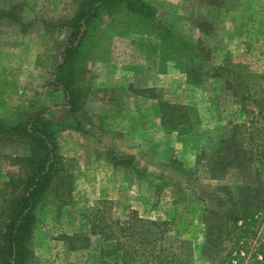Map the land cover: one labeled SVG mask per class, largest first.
Returning a JSON list of instances; mask_svg holds the SVG:
<instances>
[{
    "label": "rangeland",
    "instance_id": "374dc122",
    "mask_svg": "<svg viewBox=\"0 0 264 264\" xmlns=\"http://www.w3.org/2000/svg\"><path fill=\"white\" fill-rule=\"evenodd\" d=\"M80 1L0 0V13L15 9L21 17L18 23L0 18V118L13 123L42 111L64 125L58 136L63 172L37 208L31 262L98 264L99 233L135 211L142 219L168 223L169 240L192 248V264H217L236 243H223L220 256L211 258L207 207L217 204L214 197L223 198L226 188L234 193L243 186L264 188V114L259 113L264 107V0H145L192 45L191 53L201 48L198 61L176 55L180 65L168 60L163 67L158 37L137 33L125 17L105 16L100 46L81 78L87 101L76 129L54 80L70 32L67 22ZM194 63L203 67L200 85L183 71ZM237 66L232 76L247 82L251 95L245 104L227 87L231 74L216 76V69ZM145 89L155 91L140 93ZM159 99L189 108L191 134L164 130ZM234 127L246 149L262 160L259 171L250 160L246 168L238 162L215 165L225 157L221 147L232 149L222 140ZM26 155V145L18 140L0 139V209L11 193L7 182L22 171L18 158ZM251 230L256 235L244 245L249 253L244 264L264 244V209Z\"/></svg>",
    "mask_w": 264,
    "mask_h": 264
},
{
    "label": "trees",
    "instance_id": "16d2710c",
    "mask_svg": "<svg viewBox=\"0 0 264 264\" xmlns=\"http://www.w3.org/2000/svg\"><path fill=\"white\" fill-rule=\"evenodd\" d=\"M14 10L1 11L0 18L20 22L21 17ZM105 16L125 17L130 28L137 33L158 37L161 42V67L166 66L168 60L180 65V57L176 55H188L196 62L198 49L201 50L199 45L195 47L197 52L191 53L192 45L174 30L172 24L162 20L158 9L145 0H81L75 16L67 22L70 32L54 80L55 86L64 93L69 124L75 125L76 129H80L81 124L76 121L87 101L85 79L81 81V78L88 70L87 64L92 53L100 46ZM202 27L200 25L199 28L202 30ZM202 68V65L196 66L194 63L193 67H185L183 71L191 83L200 85L203 83L200 73ZM236 69L240 67L216 69V76H222L221 71L231 74L227 87L245 104L251 98L248 83L239 81V75L234 79L232 74ZM154 91L145 89L140 93ZM159 109L161 125L166 132H176L182 136L193 132L187 128L192 124L187 106L173 105L159 99ZM263 109L261 107L259 110L261 115L264 114ZM63 126L49 119L42 111L13 123L0 118V139L18 140L27 147V155L18 158L22 171L17 176H11L7 182L11 193L6 207L0 209V264H33L30 246L37 224V208L63 172L64 159L58 144ZM238 132L239 128L234 127L231 136L222 140L226 147L229 145L232 149L226 151L224 146L221 147L220 152L225 157L219 156L215 165L229 167L238 162L246 168L245 162L250 160L259 171L262 160L257 159L254 151L246 149L242 133ZM252 190L255 193L249 194ZM263 190L261 184L256 188L243 186L238 193L226 188V195L223 198L214 197L217 204L207 207L206 241L211 258L220 256L223 243H236L217 264H244L247 260L249 253L243 248L249 238L256 235L251 228L258 222L259 212L264 209L260 206ZM223 208H227L226 212ZM213 218L215 222H212ZM93 227L97 229L96 225ZM169 232V225L165 221L142 219L137 212L132 211L128 219L115 227H106L99 233L98 264H192L189 258H192L193 250L189 243L169 240ZM258 249L246 264H264V244H260Z\"/></svg>",
    "mask_w": 264,
    "mask_h": 264
},
{
    "label": "crops",
    "instance_id": "0c3cea01",
    "mask_svg": "<svg viewBox=\"0 0 264 264\" xmlns=\"http://www.w3.org/2000/svg\"><path fill=\"white\" fill-rule=\"evenodd\" d=\"M160 59V58H159ZM159 59L157 58V63L159 62ZM134 66V65H133ZM136 66V65H135Z\"/></svg>",
    "mask_w": 264,
    "mask_h": 264
}]
</instances>
